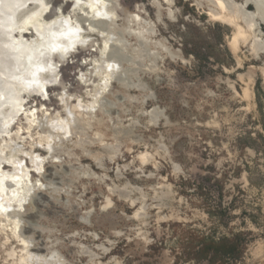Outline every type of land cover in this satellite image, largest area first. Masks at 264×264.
Listing matches in <instances>:
<instances>
[{
  "label": "rangeland",
  "instance_id": "rangeland-1",
  "mask_svg": "<svg viewBox=\"0 0 264 264\" xmlns=\"http://www.w3.org/2000/svg\"><path fill=\"white\" fill-rule=\"evenodd\" d=\"M45 1L46 20L63 12L91 44L54 57L58 83L22 93L0 138L2 168L18 158L36 186L12 199L18 228L0 214V264H197L178 261L183 246L238 234L237 264H264V49L211 0H108L104 29L75 0ZM232 1L264 46V5Z\"/></svg>",
  "mask_w": 264,
  "mask_h": 264
},
{
  "label": "bare ground",
  "instance_id": "bare-ground-1",
  "mask_svg": "<svg viewBox=\"0 0 264 264\" xmlns=\"http://www.w3.org/2000/svg\"><path fill=\"white\" fill-rule=\"evenodd\" d=\"M75 1L77 11H87L90 14L91 18L84 21L89 20L92 27L104 29L102 24L112 20L111 4L108 0ZM246 1L247 3L255 2L259 11L264 5V0ZM211 2L222 9V13H215L216 19L236 26L237 38L249 44L253 40L251 47L257 52L264 49V46L259 45L261 43L257 44V35L250 33L254 28L253 20H250L251 14L247 15L243 8L234 5L235 2L232 0L231 2L211 0ZM21 8L24 10L14 19L17 10ZM48 10L49 5L45 0H0V138L9 134L15 117L21 113L23 115L22 93L27 92L29 96H38L43 93L47 85L58 80V65L54 57L57 56L62 61L91 44V39L85 37L79 26L81 22L77 25L72 23V18L64 15L63 12L51 20H46L45 14ZM244 16L248 17L247 20L243 19L247 24V31L239 25V21H242ZM90 31L96 32L93 28ZM105 45L107 50L109 45L108 43ZM113 53L115 55V52ZM116 59L114 56L106 57L102 64H97L98 68H104L111 75L116 68ZM107 78L106 76V80ZM95 105L96 103H93L92 107ZM1 160L0 214L5 215L7 221H13L18 228L21 221L18 219L17 210L13 207L15 203L12 199L15 198L17 205L22 207L23 203L32 196L36 186L31 183L32 171L28 170V167L18 158L5 160L11 171H5L6 167L2 168L4 162ZM30 160L35 169L42 164L38 156H30ZM14 187L20 191L21 195H16L18 191L14 190ZM8 192L12 194V198L8 197ZM37 205L39 207V204ZM25 243L29 246L28 241ZM38 253H40L39 250ZM37 256L39 255L35 254L32 260H35Z\"/></svg>",
  "mask_w": 264,
  "mask_h": 264
},
{
  "label": "trees",
  "instance_id": "trees-1",
  "mask_svg": "<svg viewBox=\"0 0 264 264\" xmlns=\"http://www.w3.org/2000/svg\"><path fill=\"white\" fill-rule=\"evenodd\" d=\"M246 234H238L233 239H223L216 242L209 237L202 236L191 245L183 246L178 261H195L197 264H224L223 259L232 258L237 264L243 258L247 249Z\"/></svg>",
  "mask_w": 264,
  "mask_h": 264
},
{
  "label": "water",
  "instance_id": "water-1",
  "mask_svg": "<svg viewBox=\"0 0 264 264\" xmlns=\"http://www.w3.org/2000/svg\"><path fill=\"white\" fill-rule=\"evenodd\" d=\"M69 8H70V4H69ZM23 10H24V8H21V9L17 10V12H16V14H15V16H14L13 18L15 19V18L20 14V12H22ZM12 20H13V19H12ZM80 20L83 21V18L80 17ZM64 61H65V59H64ZM64 61H63V62H64ZM57 83H58V81L55 82L54 85H56ZM43 98H44V99H47V96H45V97H43ZM43 98H42V99H43Z\"/></svg>",
  "mask_w": 264,
  "mask_h": 264
}]
</instances>
